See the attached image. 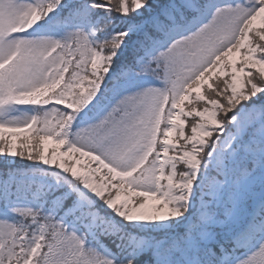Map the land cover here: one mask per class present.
I'll use <instances>...</instances> for the list:
<instances>
[{
  "label": "snow or ice",
  "instance_id": "6c2138e0",
  "mask_svg": "<svg viewBox=\"0 0 264 264\" xmlns=\"http://www.w3.org/2000/svg\"><path fill=\"white\" fill-rule=\"evenodd\" d=\"M0 264H264V0H0Z\"/></svg>",
  "mask_w": 264,
  "mask_h": 264
},
{
  "label": "trees",
  "instance_id": "16d2710c",
  "mask_svg": "<svg viewBox=\"0 0 264 264\" xmlns=\"http://www.w3.org/2000/svg\"><path fill=\"white\" fill-rule=\"evenodd\" d=\"M217 78L216 77H212V80L215 81ZM211 83V81H210ZM202 91H204L205 95H209L211 89L208 88L207 85L204 86V88L202 89ZM31 107V106H30ZM50 120H52L54 122L55 120V113H53L50 117H49ZM191 123V121L189 120V124ZM9 163H12V161H9Z\"/></svg>",
  "mask_w": 264,
  "mask_h": 264
}]
</instances>
